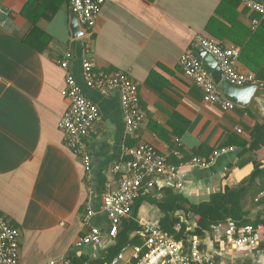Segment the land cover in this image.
<instances>
[{
	"label": "crops",
	"instance_id": "crops-1",
	"mask_svg": "<svg viewBox=\"0 0 264 264\" xmlns=\"http://www.w3.org/2000/svg\"><path fill=\"white\" fill-rule=\"evenodd\" d=\"M221 1H105L91 55L96 69L123 70L138 84L146 118L135 134H129L119 92L103 95L86 87L82 40L74 39L70 28V0H0V215L21 231L20 264H45L74 255L94 262L106 259L114 244L108 235L99 244L77 245L87 231L83 215L89 205L95 213L91 224L108 234L111 222L102 211L103 200L128 173L130 150L140 141L153 144L176 165L182 183L177 186L165 178L144 192L162 199L161 190L170 187L188 202L200 203L226 188L243 187L242 205L248 217L264 218V146L247 151L252 131L264 117L255 104L224 110L207 103L203 89L180 66L182 54L198 33L205 32L210 18L217 16ZM236 1L227 3L224 11L230 23L222 28L241 39V33L255 30L264 18ZM223 39L224 46L239 50L238 70L264 80L240 60L239 47L226 36ZM68 50L75 55L71 70L100 109L87 138L89 167L80 154L65 146L59 128L69 106V99L62 95L65 71L59 60ZM249 57L261 60L264 49L255 45ZM258 75L264 77V65ZM259 89L264 95V88ZM220 146L235 149L220 154L211 165L191 162L195 156L209 157ZM255 160L263 166L252 180ZM117 165L121 170L116 172ZM162 216L155 203L145 200L136 219L158 222ZM229 221L222 223L223 228ZM217 225L199 237L206 255L217 264H264V237L254 246L223 254ZM259 231L264 234V228ZM135 245L122 250L120 264H133ZM162 257L159 254L146 264H156Z\"/></svg>",
	"mask_w": 264,
	"mask_h": 264
},
{
	"label": "built area",
	"instance_id": "built-area-1",
	"mask_svg": "<svg viewBox=\"0 0 264 264\" xmlns=\"http://www.w3.org/2000/svg\"><path fill=\"white\" fill-rule=\"evenodd\" d=\"M240 1L264 18V3L259 0ZM70 2L80 23L88 30L82 41L84 52L82 76L86 87L97 90L103 95L118 91L126 131L129 134H135L146 118L145 110L141 105L138 84L123 70L105 72L96 69L95 59L91 55L93 31L97 26L105 0H70ZM252 23L256 25L259 21L253 20ZM195 47L203 48L215 58L224 78L231 84L238 87L255 84L258 88H264V80L258 79L253 73H242L238 70V49L232 46L225 47L205 34H198L194 39V46L186 49L182 54L180 66L185 75L203 89L204 100L207 103L217 104L224 110L236 107L220 94L218 84L197 56ZM72 58L73 54L67 51L59 60L60 66L65 71V86L62 89V95L69 99V106L59 121V128L63 132L65 146L80 154L84 164L89 167L91 155L87 138L100 117V109L97 103L86 95L84 86L80 84L71 70ZM234 149L233 146L221 147L215 149L207 158L192 157L191 162L196 166H207L212 164L220 154ZM130 155L128 173L123 174L119 187L111 189L103 200L102 211L106 213L111 222L108 234L91 224L95 213L88 205L83 215L87 231L82 240L77 242V245L99 244L107 235L112 237L115 242L121 222L124 219L133 218L132 204L143 189H153L165 178L176 181L177 186L182 185L178 167L169 163L166 156L153 144L140 141L130 150ZM120 170V165L115 166L116 172ZM136 221L144 244L134 246V264H146L159 254H163V257L156 264H217L212 257L205 254L203 240L193 238L174 241L167 235L159 222L144 218L136 219ZM229 223L227 228H223L222 223L215 226L216 235H219L217 240L220 243L219 250L223 254L245 245L254 246L264 237V234L259 231L264 228V224H260L258 227L247 224L238 228L232 221ZM224 229V236H221ZM20 249V229L12 225L7 217L0 215V264H20ZM68 257L71 258V256ZM70 258L50 260L46 264H71ZM123 258L124 253H120L117 258L106 264H119Z\"/></svg>",
	"mask_w": 264,
	"mask_h": 264
},
{
	"label": "trees",
	"instance_id": "trees-1",
	"mask_svg": "<svg viewBox=\"0 0 264 264\" xmlns=\"http://www.w3.org/2000/svg\"><path fill=\"white\" fill-rule=\"evenodd\" d=\"M239 1H236L235 4L237 5ZM227 3H229V0L221 1L216 9V15L220 16L221 19L217 18V16H212L203 34L215 39L220 44H222V40H224L223 38H225V36L231 39L240 49V60L249 66L259 78L264 79L263 76L258 75L264 65V58L261 60H254L249 57L250 51L255 48V45L264 49V43H261V40H264V19H262L260 25L255 30L252 28L246 29L243 36L241 33V39H236L228 34L226 31L228 29H225L224 33L223 28H228L226 23L227 21L229 22L226 12L224 11ZM261 146H264V122L255 125L252 131V141L247 151L256 152ZM221 147L225 146H220L218 148L220 149ZM214 150L210 151L207 156ZM262 166L263 163L258 162V160L255 162V169L251 174L252 180L259 175ZM144 191L146 190H143L135 199L133 204V218L123 220V224L114 244L108 248V256L106 259L94 262L88 260L86 257L74 255L71 256L72 264H106L113 260L115 256L127 246L133 243L143 245L144 240L140 237V230L136 218L140 214V209L145 200H149L151 203H155L158 206L163 214L158 222L162 225L167 235L172 237L174 241L202 237L207 231H211L212 226L228 222L230 219L239 227L247 224L259 225L260 222L264 224V218L251 220V218L248 217L249 211L245 210L242 205L243 187L239 189L226 188L224 191L213 193L209 200L200 203L188 202L187 197L182 193L175 192V190L170 187H165L161 190L163 193L162 199H156L154 193H146ZM134 262L135 260H133V264Z\"/></svg>",
	"mask_w": 264,
	"mask_h": 264
},
{
	"label": "water",
	"instance_id": "water-1",
	"mask_svg": "<svg viewBox=\"0 0 264 264\" xmlns=\"http://www.w3.org/2000/svg\"><path fill=\"white\" fill-rule=\"evenodd\" d=\"M70 15L72 37L76 38L85 34L86 30L81 26L72 8H70ZM196 53L204 67L214 78L216 84H218L220 94L225 99L237 107H248L250 104H255L260 116L264 117V95L261 94L260 89L255 84L242 87L231 84L224 78L222 70L212 55L208 54L204 49H198Z\"/></svg>",
	"mask_w": 264,
	"mask_h": 264
},
{
	"label": "bare ground",
	"instance_id": "bare-ground-1",
	"mask_svg": "<svg viewBox=\"0 0 264 264\" xmlns=\"http://www.w3.org/2000/svg\"><path fill=\"white\" fill-rule=\"evenodd\" d=\"M105 1H106V0H105ZM70 8H72L71 2H70ZM72 9H73V8H72ZM73 11H74V10H73ZM75 14H76V13H75ZM76 15H77V14H76ZM77 18H78V16H77ZM78 20H79V19H78ZM79 22H80V21H79ZM80 24H81V23H80ZM81 26L86 30V33L83 34V35H81V36H79V37H76V38H74V39L79 38V39H81V40L83 41V39H85V37H86V35H87V33H88V30H87L82 24H81ZM71 33H72V32H71ZM93 33H94V31H93ZM72 34H73V33H72ZM198 34H203V33H198ZM198 34H197V35H198ZM197 35H196V36H197ZM196 36H195V38H196ZM195 38H194V39H195ZM193 46H194V40H193V43H192V46H191V47H193ZM191 47H189V48H191ZM232 47H234V46H232ZM187 49H188V48H187ZM198 49H203V48H201V47H195V52H197ZM236 49H237V48H236ZM68 51H69V50H68ZM66 52H67V51H66ZM69 52H71V53L73 54V58H74V56H75L74 53H73L72 51H69ZM196 54H197V53H196ZM208 54H209V53H208ZM197 56H198V55H197ZM73 58H72V59H73ZM82 58H83V56H82ZM71 61H72V60H71ZM128 75H129V74H128ZM80 84H81V83H80ZM214 162H215V161H214ZM214 162H213V163H214ZM213 163H212V164H213ZM210 165H211V164H210ZM178 173H179V168H178ZM147 190H148V189H147ZM150 190H151V189H150ZM134 202H135V200H134ZM134 202H133V204H134ZM133 204H132V206H133ZM122 224H123V221H122L121 224H120V228H121ZM198 239H199V238H198ZM120 253H123V251H121ZM120 253H119V254H120ZM119 254H118L115 258H117V257L119 256ZM63 258H70V257L65 256V257H63ZM115 258H114V259H115ZM59 259H61V258H59ZM70 259H71V264H72V258H70ZM114 259H113V260H114ZM55 260H57V259H55ZM113 260H111V261H113ZM121 260H122V259H121ZM121 260H120V261H121ZM111 261H110V262H111ZM120 261H119V264H120ZM46 263H47V262H46ZM46 263H45V264H46ZM88 264H94V263H88Z\"/></svg>",
	"mask_w": 264,
	"mask_h": 264
},
{
	"label": "rangeland",
	"instance_id": "rangeland-1",
	"mask_svg": "<svg viewBox=\"0 0 264 264\" xmlns=\"http://www.w3.org/2000/svg\"><path fill=\"white\" fill-rule=\"evenodd\" d=\"M140 94V93H139ZM141 98V97H140ZM95 102V101H94Z\"/></svg>",
	"mask_w": 264,
	"mask_h": 264
}]
</instances>
